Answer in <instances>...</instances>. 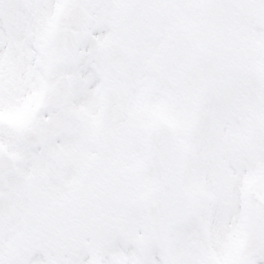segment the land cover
<instances>
[{
    "label": "snow or ice",
    "instance_id": "snow-or-ice-1",
    "mask_svg": "<svg viewBox=\"0 0 264 264\" xmlns=\"http://www.w3.org/2000/svg\"><path fill=\"white\" fill-rule=\"evenodd\" d=\"M0 264H264V0H0Z\"/></svg>",
    "mask_w": 264,
    "mask_h": 264
}]
</instances>
